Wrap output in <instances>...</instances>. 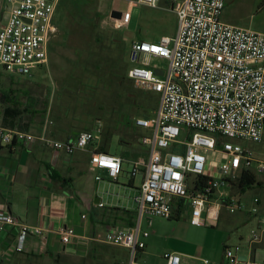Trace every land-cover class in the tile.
Segmentation results:
<instances>
[{
    "label": "built area",
    "instance_id": "obj_1",
    "mask_svg": "<svg viewBox=\"0 0 264 264\" xmlns=\"http://www.w3.org/2000/svg\"><path fill=\"white\" fill-rule=\"evenodd\" d=\"M63 1L9 0V16L0 26V70L12 77H24L49 64V42L59 31L54 17ZM161 1L128 0V10L120 18L111 12L103 26L124 30L131 24L135 8L156 9ZM169 1L178 19L176 35L163 36L154 43L135 41L129 51V79L138 89L158 94L159 105L155 116L135 119V126L146 131L140 145L148 154L147 160L145 154L134 159L131 173L133 178L143 175L134 198L137 224L130 229H110L102 240L128 250V264H146L141 261L148 254L149 233L141 229L144 219L180 218L189 208L190 224L199 227L218 222L223 209L230 213L241 210V204L237 205L224 188L230 187L228 181L236 182L244 171L251 170L253 153L248 142L260 144L264 138V33L225 23L222 16L227 0ZM154 58L168 62L163 75L150 68ZM100 133L83 132L66 142L50 138L47 127L36 136L0 125V143L15 146L40 139L56 152L72 156L97 143ZM129 153L125 150L121 156H114L96 149L91 165L106 171L110 181H117L125 158H131ZM209 153L215 155V164ZM7 227L22 228L17 252L24 251L30 234H46L41 228L31 231L2 209L0 232ZM57 233L63 245L77 236L76 229L68 225ZM263 237L264 222L260 221L247 243L254 248ZM239 252L238 246L227 248L222 264H241ZM163 257L166 264H182L177 253Z\"/></svg>",
    "mask_w": 264,
    "mask_h": 264
},
{
    "label": "rangeland",
    "instance_id": "obj_2",
    "mask_svg": "<svg viewBox=\"0 0 264 264\" xmlns=\"http://www.w3.org/2000/svg\"><path fill=\"white\" fill-rule=\"evenodd\" d=\"M128 7V0H64L55 18L59 31L49 42V64L24 77H12L0 70V118L10 106L26 110L33 99L37 111L35 123L47 127L50 138L55 139V131V134H67L73 130L78 133L100 130L102 139L109 132H116L110 144L113 153L122 154L129 150V157L144 155L145 148L141 147L140 139L146 131L136 126L134 131L125 130L121 122L124 114L132 120L142 118L143 113L155 116L158 107L150 99L142 110L137 104L129 105L135 99L134 93L144 90L135 87L129 77L123 75V62L129 70V51L136 40L157 42L163 35L175 36L178 19L171 8L168 11L165 6L156 9L140 6L133 10V20L124 30L103 26L105 19L110 20L112 10L124 13ZM222 19L235 27L264 33V0H227ZM99 37H103L102 42L96 41ZM155 63L153 61L151 69L160 66L167 71V61ZM114 64L115 73H120L119 76L113 74ZM4 93L9 94V99L3 98ZM154 94L151 98L158 96ZM129 144L132 145L128 147ZM247 146L253 153L251 170L264 184V138L260 144L248 142ZM208 156L215 164V155L209 153ZM132 168L126 164L123 170L132 171ZM126 174L122 173V177ZM141 178L138 175V182ZM230 188L232 199L237 205L240 203L242 209L236 213L223 209L218 227L199 230L204 239L209 233L205 259L217 263L212 257L222 254L223 243L229 235L232 238L228 248L238 246L241 256L249 248H255V264H264V249L253 248L245 242L251 230L258 225L255 218L247 222L246 216L253 214L254 209H258L255 215H264V185L244 193L239 192L237 185ZM229 219L231 223L227 222ZM186 226L185 221L179 218H153L150 227L145 220L143 231L149 233L146 243L150 261L146 264H166L164 254L173 253L177 247L183 246L179 231L186 230ZM12 264L21 263L14 260Z\"/></svg>",
    "mask_w": 264,
    "mask_h": 264
},
{
    "label": "crops",
    "instance_id": "obj_3",
    "mask_svg": "<svg viewBox=\"0 0 264 264\" xmlns=\"http://www.w3.org/2000/svg\"><path fill=\"white\" fill-rule=\"evenodd\" d=\"M8 2L9 0H0V26L9 16ZM163 6L170 11L171 2L162 0L159 7ZM59 8L54 17L57 27L55 18ZM111 12L115 18H118L115 14H121L114 10ZM153 61L160 63L163 59L154 58L151 65ZM154 69L162 73L165 71L160 66H154ZM2 120L3 116L0 118V125ZM43 128L42 125L34 123L30 133L39 136ZM78 134L75 131L67 134L57 133L54 138L59 141H74ZM101 141L102 137L97 143L76 151L72 156L64 152H56L52 146L40 139L32 144L17 143L15 146L0 143V210L10 211L18 218L21 225L31 231L37 228L46 231L41 237L30 234L23 252L16 250L21 227H7L5 231L0 232L2 264H12L14 260L21 264H122L124 262L121 259H124V254H128L129 251L108 245L102 240L110 229H130L136 226L138 214L134 198L139 193L143 175L140 174L142 178L138 182V176L132 177L131 169L123 170L122 173H127L124 177L121 174L117 181H110L106 171L91 165L92 153L99 148ZM106 153L114 156L122 155L120 152L113 153L111 146ZM144 154V160H147V152ZM134 159L135 157L125 158L123 169L126 164L134 168ZM97 176H101L102 180L97 181ZM230 189L227 186L224 191L229 193ZM189 218L190 210L186 208L179 218L187 224L186 230L179 231L182 236L180 244L183 246L177 247L173 253L181 256L182 264H206L205 261H209L205 259L209 233H206L204 239L199 230L204 229L203 227L205 229L218 227L222 215L218 222L199 227L192 226ZM254 218L259 223L263 221L264 215L246 216L247 222H251ZM145 220L148 227L152 224L151 220L144 219L142 230ZM227 222L231 223L230 219ZM66 225L74 227L77 236L70 244L63 245L57 230ZM231 238L228 235L223 243L222 254L212 257L217 262L215 264H222ZM241 239L243 240V237ZM245 242L247 244V239ZM257 246L264 249V237L262 243ZM256 256V249L249 248L247 253L242 255L241 264H255ZM141 261L150 262L149 255L142 256Z\"/></svg>",
    "mask_w": 264,
    "mask_h": 264
},
{
    "label": "trees",
    "instance_id": "obj_4",
    "mask_svg": "<svg viewBox=\"0 0 264 264\" xmlns=\"http://www.w3.org/2000/svg\"><path fill=\"white\" fill-rule=\"evenodd\" d=\"M102 38L103 37L96 38V41L102 42L103 41ZM119 48H120V45L118 46V49ZM124 63L125 62H123V75L128 76L129 70L127 69L126 63L125 64ZM95 67L98 69L99 66L97 63H95ZM115 69H116V66L114 64L113 74H115L116 76H119L120 73L116 74ZM106 75H108V74H106ZM10 92L12 93L13 91H10ZM133 96L135 99L129 105L137 104L138 108H140V110L145 109V104L147 102H149V99L151 100V102H155L157 104V107L159 105V97H157L155 95L156 97L151 98L153 96L152 92L143 91V92H140L139 94L134 93ZM3 98L5 100L9 99V94L4 93ZM128 99L130 100L131 98L129 97ZM33 101L34 100L32 99L30 104H28L27 109L24 111L20 110L17 107H13V106L7 107L3 113L2 125L4 127L17 129V130L22 131V132H27V133L30 132L31 128L33 127V124L35 123L36 117H37L36 116L37 111L34 107L35 105H33V103H32ZM151 104H153V103H151ZM141 117L149 118V117H151V115L147 114V113H143V114H141ZM134 122H135V120H132V117L124 114V118H123V121L121 123H122V126L125 128V130L129 128L130 131H134V129H135L134 128L135 127ZM85 132H92V131H85ZM81 133H83V132H81ZM81 133H79L77 136H79ZM58 134H62V133L58 132ZM115 134H116V132H114V133L109 132L107 136L103 137L101 144L98 148V151L104 152V153L108 152V149H109L110 144H111V139ZM54 135H55V133H54ZM100 135L102 137V132L100 133ZM66 142H68V141H66ZM228 183H229L230 187H235L237 185L240 193H244L246 190L253 189V188H261L264 185L262 182L258 181L257 176L255 175V173L252 170L244 171L242 176L236 182L228 181ZM124 255H125V258L121 259L124 262L122 261L123 263L122 262L121 263L127 264L129 261V253L124 254Z\"/></svg>",
    "mask_w": 264,
    "mask_h": 264
},
{
    "label": "water",
    "instance_id": "obj_5",
    "mask_svg": "<svg viewBox=\"0 0 264 264\" xmlns=\"http://www.w3.org/2000/svg\"><path fill=\"white\" fill-rule=\"evenodd\" d=\"M120 15H121V14H115V16L118 17V18L121 17ZM155 73L158 74V75H163V73L160 72V71H158V70H155Z\"/></svg>",
    "mask_w": 264,
    "mask_h": 264
}]
</instances>
